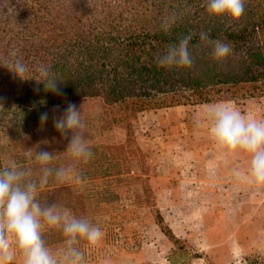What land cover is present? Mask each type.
<instances>
[{
    "label": "rangeland",
    "instance_id": "rangeland-1",
    "mask_svg": "<svg viewBox=\"0 0 264 264\" xmlns=\"http://www.w3.org/2000/svg\"><path fill=\"white\" fill-rule=\"evenodd\" d=\"M177 6L176 0H0V159L4 166L19 163L30 168L38 177L41 166L35 158L25 161L24 155L41 143L54 155L50 167L73 165L83 173V185L70 180L63 183L67 192L53 191L40 198L66 206L103 230L98 246L81 245L86 264H264V212L247 221L224 219L214 211L202 221L201 205L169 202L172 195L178 199L185 195L175 171L184 166L186 143L193 141L190 136L186 140L190 110L211 102L137 111L126 103L86 95L44 107L41 96L35 100L38 93H30L42 84L35 80H43L41 66H52L60 42L64 37L71 42L78 39L77 29L126 25L141 21L143 13ZM119 13L124 19L117 17ZM17 59L27 65L30 79H21L5 67ZM240 95L226 92L212 102L264 100V95ZM70 103L81 109L84 136L93 152L86 164L65 152L71 133L66 139L54 126V118L61 117ZM42 113L48 114L44 123ZM22 137L35 138L25 144L28 150L21 147ZM54 183L50 179L43 192ZM172 184L178 186L171 195ZM171 227L182 233L175 236ZM44 239L56 249L64 238L52 230L45 232Z\"/></svg>",
    "mask_w": 264,
    "mask_h": 264
},
{
    "label": "trees",
    "instance_id": "trees-1",
    "mask_svg": "<svg viewBox=\"0 0 264 264\" xmlns=\"http://www.w3.org/2000/svg\"><path fill=\"white\" fill-rule=\"evenodd\" d=\"M176 1L177 7L143 13L138 22L101 29L92 26L86 31L80 28L74 33L78 37L74 42L64 37L48 68L59 79V93L45 90L42 83L30 91L39 94L33 98L41 96L44 107H52L82 96L99 95L108 103H126L140 111L212 102L226 92L241 94V98L264 95V0H246L244 14L231 24L210 17L202 6L204 0ZM173 13L177 16L174 21L170 19ZM117 17L124 19L122 13ZM166 20L170 23L167 31L162 28ZM201 32L230 44L232 53L226 60L216 61L212 57V48L199 39ZM188 34H193V67H159L157 55ZM30 139L35 138L19 139L23 150H28L25 144ZM34 148L33 153L46 150L41 143ZM0 167H4L1 159ZM48 190L40 197L53 191L67 192L68 188L54 183ZM167 231L172 235L168 228Z\"/></svg>",
    "mask_w": 264,
    "mask_h": 264
},
{
    "label": "clouds",
    "instance_id": "clouds-1",
    "mask_svg": "<svg viewBox=\"0 0 264 264\" xmlns=\"http://www.w3.org/2000/svg\"><path fill=\"white\" fill-rule=\"evenodd\" d=\"M246 0H204L210 17L219 18L231 24L244 14ZM177 18L173 13L171 20ZM170 23L166 20L162 28L167 31ZM193 34L180 38L177 44H170L162 55H157L159 67L190 69L194 58L190 50ZM201 43L212 48V57L224 61L232 53L230 44L220 39H211L209 33L199 34ZM5 66V65H3ZM21 79L26 77L28 67L17 59L5 66ZM45 90L59 93L57 81L49 70L43 66L39 69ZM32 79V78H31ZM2 108V105H0ZM48 119L47 113L40 116L41 123ZM207 133L215 149L227 157L243 155L248 159L245 170H235L237 176H244L250 185L264 188V118L245 115L233 104L218 102L207 105L204 113ZM202 121L197 119L196 127ZM54 126L61 135L69 139L66 153L76 162L87 163L93 152L84 136L85 123L74 104H69L65 113L54 118ZM41 166L39 176L34 177L30 168L19 163L0 167V264H13L18 258L19 264H86L85 248L98 246L104 237L101 228L93 226L87 217H77L62 204L50 203L40 198L50 179L63 184L73 181L78 185L85 183L83 173L73 165L52 168L49 165L54 159L52 152L29 149L27 157ZM59 231L63 243L53 249L44 239L46 231ZM102 264H109L103 261Z\"/></svg>",
    "mask_w": 264,
    "mask_h": 264
},
{
    "label": "crops",
    "instance_id": "crops-1",
    "mask_svg": "<svg viewBox=\"0 0 264 264\" xmlns=\"http://www.w3.org/2000/svg\"><path fill=\"white\" fill-rule=\"evenodd\" d=\"M218 102H226L238 107L245 115H253L264 118V100L246 99L240 103L234 101H217L192 106L190 112V133L186 140H193L191 144L186 143L185 164L175 171V176L180 187L184 188V198L178 199L172 195L176 186L170 185L169 192L172 195L169 202L199 204L201 210L199 218L203 221L208 213L216 211L219 217L244 219L252 221L255 216L264 212V188L250 185L244 176H237L235 170H245L248 159L243 155L227 157L217 151L207 133V123L204 120L207 105ZM197 119L202 121L201 127H196ZM177 158V154L174 155ZM177 171L179 172L177 174ZM172 178V177H171ZM251 223V222H250ZM176 225V223H172ZM241 224L239 227H246ZM172 228V227H171ZM171 232L179 236L182 231L172 228ZM205 235V233H203ZM230 250V247H228ZM19 264L18 258L13 261Z\"/></svg>",
    "mask_w": 264,
    "mask_h": 264
}]
</instances>
